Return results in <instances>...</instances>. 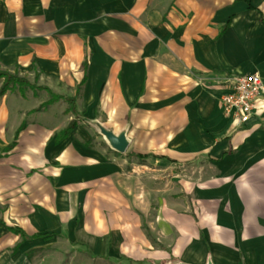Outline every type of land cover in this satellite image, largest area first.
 Wrapping results in <instances>:
<instances>
[{
	"label": "crops",
	"instance_id": "0c3cea01",
	"mask_svg": "<svg viewBox=\"0 0 264 264\" xmlns=\"http://www.w3.org/2000/svg\"><path fill=\"white\" fill-rule=\"evenodd\" d=\"M259 20L264 0H0V72L61 99L78 88L56 144L62 102L0 96V264H44L63 234L89 263L264 264V113L230 132L217 105L224 76L264 87ZM97 121L129 139L118 161L79 129ZM194 163L215 173L195 205L140 195L137 175Z\"/></svg>",
	"mask_w": 264,
	"mask_h": 264
},
{
	"label": "rangeland",
	"instance_id": "374dc122",
	"mask_svg": "<svg viewBox=\"0 0 264 264\" xmlns=\"http://www.w3.org/2000/svg\"><path fill=\"white\" fill-rule=\"evenodd\" d=\"M12 91L15 92L16 89H12ZM59 92L60 91H57V93ZM23 93H25L24 95L27 96L26 92ZM60 94H62V92ZM62 95L66 94L63 93ZM33 105L34 103L29 102L26 108H30ZM56 114L57 113L55 110L52 111V114L49 113L46 116L45 125L50 124L51 126L55 127V125L59 124V122H57L59 121V118ZM47 117H49V120H47ZM79 129L83 134H87L90 148L94 153H101L102 160L111 162L113 160L111 158V154L115 153L109 147L107 139H111L113 141H121L124 144V149L119 155H124L127 152V149L129 147L128 144H130L128 142L129 139L123 137L122 135H109L108 132H106L100 126V122L98 121L95 122V124L92 126L79 127ZM91 132L95 134L94 137H90ZM78 135L80 136V134ZM125 141L128 142L127 147ZM131 167L138 168L134 164H125L122 169L124 175L131 172ZM136 170L142 172L141 170ZM158 170L159 169H154L155 175H151L148 179L141 174L137 175L140 178V184L139 186H137L139 187L140 195L149 193L150 196L157 199L165 198L162 196V194H166V197L168 196L172 202L181 203L183 205L182 207H190L191 205H195V203L197 202V194L211 193L212 176L215 173L207 169L204 164L194 163L182 168L172 167L170 169H166L165 171ZM132 177L135 176L132 175ZM63 236L64 238L61 237L57 240H54L53 243L45 244L48 247L37 250L40 253L39 255L46 258L44 264H100L94 261L91 263L87 262V258L83 255L82 251L79 248L74 247L73 245H69V239L67 238L66 234H63ZM37 251L34 250V253L31 254L34 255Z\"/></svg>",
	"mask_w": 264,
	"mask_h": 264
},
{
	"label": "built area",
	"instance_id": "2783aa9c",
	"mask_svg": "<svg viewBox=\"0 0 264 264\" xmlns=\"http://www.w3.org/2000/svg\"><path fill=\"white\" fill-rule=\"evenodd\" d=\"M220 86L223 95L217 105L230 132L244 128L250 118L264 113V87L258 78L227 75L221 78Z\"/></svg>",
	"mask_w": 264,
	"mask_h": 264
},
{
	"label": "trees",
	"instance_id": "16d2710c",
	"mask_svg": "<svg viewBox=\"0 0 264 264\" xmlns=\"http://www.w3.org/2000/svg\"><path fill=\"white\" fill-rule=\"evenodd\" d=\"M235 1H239V0H235ZM259 22L264 25V21L259 20ZM82 70V67H81ZM35 82H36V78L33 77L31 84H28L25 80L23 79H18L16 76L12 75H7L4 73L0 72V96L3 95L4 93H6L7 91H10L11 89H16L17 91H27V92H41L44 94L46 100L43 104H41L38 108H37V112L39 111H43L45 109H47L48 107L54 105L57 102H62L65 106V110L63 112V115L65 116H70L71 117V121L65 126V128L59 132L54 140H53V144L58 143L59 141H61L62 139H64L69 133L70 131L74 128L75 126V121H76V115L74 114V100L75 97L77 95L78 92V88H75L74 90V95L72 99H61L55 96H52L48 91H46L45 89L42 88H35ZM82 85V82L79 84V87ZM23 128V125L21 124L17 131L15 132L18 133L21 129ZM9 151V148H7L5 150L4 153H7ZM114 157H118L117 155L113 154ZM126 158H132L130 155H126ZM133 159L135 160H141L142 157H134ZM7 234H9L12 237L17 238L20 241L25 240V237L22 235V233L20 231H18L17 229L14 228H7L6 229ZM145 236H147L146 232H145ZM37 239H41V240H46L47 238L45 237H38V236H33L29 239L26 240H37ZM11 253H14V248L11 250Z\"/></svg>",
	"mask_w": 264,
	"mask_h": 264
},
{
	"label": "water",
	"instance_id": "95a60500",
	"mask_svg": "<svg viewBox=\"0 0 264 264\" xmlns=\"http://www.w3.org/2000/svg\"><path fill=\"white\" fill-rule=\"evenodd\" d=\"M109 147L115 152V154H121L124 149V144L121 141H113L107 139Z\"/></svg>",
	"mask_w": 264,
	"mask_h": 264
}]
</instances>
